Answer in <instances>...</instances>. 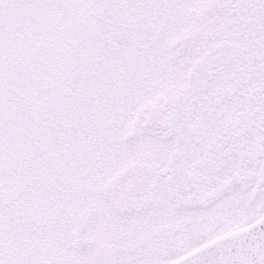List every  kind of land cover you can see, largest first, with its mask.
Segmentation results:
<instances>
[{
  "label": "snow or ice",
  "instance_id": "6c2138e0",
  "mask_svg": "<svg viewBox=\"0 0 264 264\" xmlns=\"http://www.w3.org/2000/svg\"><path fill=\"white\" fill-rule=\"evenodd\" d=\"M0 264H264V0H0Z\"/></svg>",
  "mask_w": 264,
  "mask_h": 264
}]
</instances>
